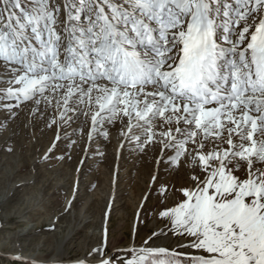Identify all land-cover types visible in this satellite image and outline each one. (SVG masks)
<instances>
[{
	"label": "snow or ice",
	"instance_id": "1",
	"mask_svg": "<svg viewBox=\"0 0 264 264\" xmlns=\"http://www.w3.org/2000/svg\"><path fill=\"white\" fill-rule=\"evenodd\" d=\"M23 108L154 163L162 226L74 264H264V0H0V115Z\"/></svg>",
	"mask_w": 264,
	"mask_h": 264
},
{
	"label": "rangeland",
	"instance_id": "2",
	"mask_svg": "<svg viewBox=\"0 0 264 264\" xmlns=\"http://www.w3.org/2000/svg\"><path fill=\"white\" fill-rule=\"evenodd\" d=\"M39 117L28 108L7 122L0 115V264H21L17 256L36 264H74L102 244L105 227L111 251L114 242L124 247L132 241L134 226L137 242L162 226L150 214L155 195L143 199L155 171L150 157L126 147L117 159L115 128L91 145L77 132L70 147L62 131L55 141L57 128ZM167 179L181 182L176 175Z\"/></svg>",
	"mask_w": 264,
	"mask_h": 264
},
{
	"label": "bare ground",
	"instance_id": "3",
	"mask_svg": "<svg viewBox=\"0 0 264 264\" xmlns=\"http://www.w3.org/2000/svg\"><path fill=\"white\" fill-rule=\"evenodd\" d=\"M173 179V178H172ZM179 180V179H178ZM180 182V181H179Z\"/></svg>",
	"mask_w": 264,
	"mask_h": 264
}]
</instances>
